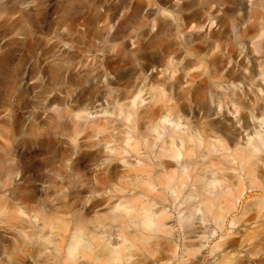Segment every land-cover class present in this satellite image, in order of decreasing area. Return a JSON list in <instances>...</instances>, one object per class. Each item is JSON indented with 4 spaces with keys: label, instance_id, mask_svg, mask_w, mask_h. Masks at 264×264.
Instances as JSON below:
<instances>
[{
    "label": "bare ground",
    "instance_id": "6f19581e",
    "mask_svg": "<svg viewBox=\"0 0 264 264\" xmlns=\"http://www.w3.org/2000/svg\"><path fill=\"white\" fill-rule=\"evenodd\" d=\"M137 10L133 3L128 12L115 9L113 18L121 24ZM166 31L167 24L157 22L155 34ZM263 33L261 25L253 42L259 46L255 63H244L243 56L235 68L224 66V59L212 73L175 77L174 104L163 88L152 86L149 102L140 106L141 89L113 86L120 73L113 80L104 77V92L86 103L81 97L73 105L56 95L49 99L51 127L75 149L74 159L64 158L66 182L85 198L82 204H107L113 223L96 221L89 235L79 219L59 239L62 246L44 237L42 250L56 254L55 264H264ZM96 56L83 73H67L64 83H100ZM105 101L110 116L88 120L107 113L99 107ZM100 152L110 165L103 175L74 171L85 159L97 163ZM212 224L221 230L220 240L209 247ZM52 228L65 229L58 223H50Z\"/></svg>",
    "mask_w": 264,
    "mask_h": 264
},
{
    "label": "rangeland",
    "instance_id": "374dc122",
    "mask_svg": "<svg viewBox=\"0 0 264 264\" xmlns=\"http://www.w3.org/2000/svg\"><path fill=\"white\" fill-rule=\"evenodd\" d=\"M139 1L0 0V264H55L56 254L42 250L44 237L62 246L59 239L69 236L79 219L89 235L96 221L113 224L107 204H82L85 198L65 180L64 158L76 154L60 129L51 127L53 95L62 104H77L78 97L86 103L104 92V77L113 80L120 73L113 86L141 89L140 106L149 102L152 86L163 88L174 104L175 77L182 81L186 73H212L224 59V66L235 68L243 56L248 65L256 62L259 46L253 42L264 26V0ZM133 3L137 15L118 24L113 11L128 12ZM157 22L166 23L167 31L155 34ZM103 26L109 33L99 30ZM148 39L147 45L138 44ZM118 52L120 57L111 61ZM92 55L99 60L101 82L64 83L67 73H83ZM99 107L107 113H93L88 120L110 116V104ZM85 160L74 167L85 177L103 175L110 167L101 152L97 163ZM50 223L65 229H49ZM211 227L209 247L221 232Z\"/></svg>",
    "mask_w": 264,
    "mask_h": 264
}]
</instances>
